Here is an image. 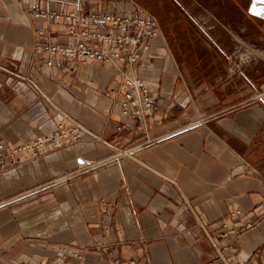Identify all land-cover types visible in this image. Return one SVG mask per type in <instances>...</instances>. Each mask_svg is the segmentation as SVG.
I'll return each instance as SVG.
<instances>
[{"label": "crops", "instance_id": "0c3cea01", "mask_svg": "<svg viewBox=\"0 0 264 264\" xmlns=\"http://www.w3.org/2000/svg\"><path fill=\"white\" fill-rule=\"evenodd\" d=\"M77 1L0 0V139L82 130L0 172V264H262L264 0L143 5L163 34L133 67L157 107L139 119L122 113L115 64L36 51L75 42L67 22L35 14ZM242 40L261 57L238 64Z\"/></svg>", "mask_w": 264, "mask_h": 264}, {"label": "built area", "instance_id": "2783aa9c", "mask_svg": "<svg viewBox=\"0 0 264 264\" xmlns=\"http://www.w3.org/2000/svg\"><path fill=\"white\" fill-rule=\"evenodd\" d=\"M123 1H127L133 8L120 12L103 9L86 11L82 0H79L69 9L37 12L35 15L39 18L67 22L75 42L59 45L46 41L39 43L36 51L51 58L78 59L83 64L89 61L115 64L123 81L122 113L132 119L150 118L157 110L152 91L143 78L133 74V67L141 59L143 52L150 51L153 42L162 36V25L137 0ZM253 54L255 50L252 47L247 46L244 52L239 47L234 57L238 64H242L251 60ZM257 97L264 99V87ZM81 137L82 130L78 124L61 122L55 131L32 142L7 147L0 139V172L21 164L24 153L38 156L46 148H61L73 144ZM226 234L227 232L224 235ZM135 263V260H130L117 264Z\"/></svg>", "mask_w": 264, "mask_h": 264}, {"label": "rangeland", "instance_id": "374dc122", "mask_svg": "<svg viewBox=\"0 0 264 264\" xmlns=\"http://www.w3.org/2000/svg\"><path fill=\"white\" fill-rule=\"evenodd\" d=\"M138 1V3L140 4V5H155L154 3V1L155 0H137ZM184 1H186L187 3L189 2V5H191L192 3L189 1V0H184ZM146 10H148L150 13H152V14H154L153 13V11L152 10H150L149 9V7L147 8V7H145V6H143ZM155 15V14H154ZM156 16V15H155ZM157 17V16H156ZM247 46H249V47H252L254 50H255V54H253L252 55V58H255V57H257V58H259V57H261V54H260V52L257 50V46H259L258 44H256V43H251V42H249V41H245V40H242L241 42H239V44L237 45V48H239L240 47V50H241V52H244V50H246L247 49ZM236 48V49H237Z\"/></svg>", "mask_w": 264, "mask_h": 264}]
</instances>
